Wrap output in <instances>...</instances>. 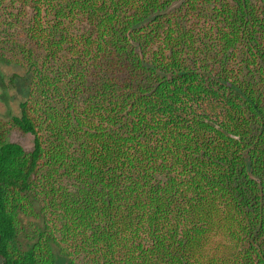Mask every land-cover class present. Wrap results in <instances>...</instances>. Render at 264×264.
Segmentation results:
<instances>
[{"label":"trees","instance_id":"obj_1","mask_svg":"<svg viewBox=\"0 0 264 264\" xmlns=\"http://www.w3.org/2000/svg\"><path fill=\"white\" fill-rule=\"evenodd\" d=\"M7 64L1 264H264V0H0Z\"/></svg>","mask_w":264,"mask_h":264},{"label":"rangeland","instance_id":"obj_2","mask_svg":"<svg viewBox=\"0 0 264 264\" xmlns=\"http://www.w3.org/2000/svg\"><path fill=\"white\" fill-rule=\"evenodd\" d=\"M0 72L5 78L6 75L16 73L17 75L21 74L19 67L14 65H0ZM16 84L11 90H4L0 88V117H7L10 114L18 113V104L26 96L27 87L24 80L21 78H16ZM10 139L12 141L20 143L25 149H28L31 146V137L29 135L19 136L13 134ZM1 264V262H0ZM56 264H66L62 258H58Z\"/></svg>","mask_w":264,"mask_h":264}]
</instances>
